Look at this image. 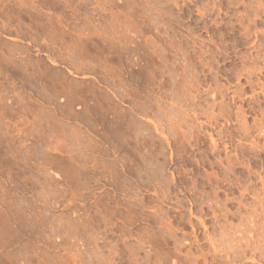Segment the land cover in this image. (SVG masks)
<instances>
[{
  "label": "rangeland",
  "instance_id": "1",
  "mask_svg": "<svg viewBox=\"0 0 264 264\" xmlns=\"http://www.w3.org/2000/svg\"><path fill=\"white\" fill-rule=\"evenodd\" d=\"M0 264H264V0H0Z\"/></svg>",
  "mask_w": 264,
  "mask_h": 264
}]
</instances>
